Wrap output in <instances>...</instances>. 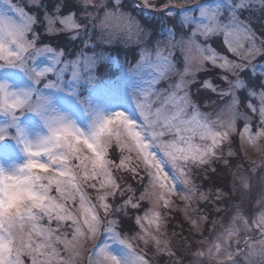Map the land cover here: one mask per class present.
<instances>
[{
  "label": "snow or ice",
  "instance_id": "obj_1",
  "mask_svg": "<svg viewBox=\"0 0 264 264\" xmlns=\"http://www.w3.org/2000/svg\"><path fill=\"white\" fill-rule=\"evenodd\" d=\"M261 140L264 0H0V264H151L118 230L133 210L164 264H264V163L196 183ZM173 195L192 235L223 230L162 240Z\"/></svg>",
  "mask_w": 264,
  "mask_h": 264
},
{
  "label": "rangeland",
  "instance_id": "obj_2",
  "mask_svg": "<svg viewBox=\"0 0 264 264\" xmlns=\"http://www.w3.org/2000/svg\"><path fill=\"white\" fill-rule=\"evenodd\" d=\"M200 75H202V73ZM202 111L212 112L214 115L216 111H219V107L214 106L210 108H202ZM237 127L238 128L240 127L239 121L237 122ZM258 143H260L261 145H264V140L258 141ZM238 145H239V139H238ZM245 151L247 153V156L246 158L243 156V159H247L248 163H247V166L243 165L244 168L242 169V171L249 169L254 162L264 163V154H262L261 152H258L251 147H247ZM240 164H243V163H240ZM121 174L122 173H119V172L116 173L117 176H120ZM133 182L135 184V188H137V191H136L137 196H139L140 192L143 191V186L137 183L136 180H133ZM146 184H147V179H145L144 181V185ZM97 194L98 193H95V192L92 193L93 196ZM167 198L171 201L170 207L164 208L161 203L159 206L154 208V211H158L161 213V225H162L161 232L164 233V235L161 236V239L168 240L172 246L179 247V245L183 242L180 239V234H182L184 237H187L191 241L192 247L193 249H195L200 246V241L203 240L205 237H207L208 240L211 241L212 239H214L217 233L223 230L221 226L218 224L215 232H209L207 230L210 227V225H202V227L205 228L203 237L192 235L189 229L183 232L182 231L183 229L182 226H184L183 224L186 223L189 225V222L185 219V210L191 213V209L188 208L186 203L183 200H181L180 197L177 195L169 196ZM258 199H259V189H258V186H256L254 183L252 193H251V200L245 199L244 201L245 209L251 210L252 213H257L261 211V208L257 204ZM193 203L195 204V199H193ZM248 205H251L250 209L247 207ZM142 206L144 210H147L148 208L152 207V205L149 204L147 200L142 202ZM136 214L137 213L133 210L131 216L123 217L127 222H123L121 225H119L118 230H121V234L129 238V241L132 243L135 250L138 253L145 254L146 258L149 259L148 253L146 252V250L149 247L153 249V259H149L151 260V264H164V260H162L159 256L155 255L156 249H155L153 242L151 241L149 237H146V239H148L147 245H145L143 241L138 239L137 234L140 233V229L132 223V220ZM208 214L210 216V212ZM214 215H216V213L213 212L212 219H215ZM224 223L227 224V221H225ZM144 227L152 235H160V233L156 232L154 226L150 227L146 222L144 223ZM189 228H190V225H189ZM250 236L253 239V241H255L258 238V233L253 232L250 234ZM100 239H103V237H99L95 241H89L87 244V248L90 250H94L95 246L98 244ZM186 255L190 256L191 252L190 251L186 252ZM86 257H87V253H85V259L82 260L80 264H86Z\"/></svg>",
  "mask_w": 264,
  "mask_h": 264
},
{
  "label": "trees",
  "instance_id": "obj_3",
  "mask_svg": "<svg viewBox=\"0 0 264 264\" xmlns=\"http://www.w3.org/2000/svg\"><path fill=\"white\" fill-rule=\"evenodd\" d=\"M159 2H160V0H159ZM153 27L158 28L159 25L156 24V25H153ZM221 41H222V37L214 38L213 46L216 47L218 51L224 53V52H226V49L224 48ZM59 43H63V41L61 40V41H59ZM216 71L217 70H213L211 73H208L207 75L215 76ZM205 75L206 74L202 73L201 76L203 77ZM203 97L204 98L211 97L212 99H216L214 96H212L211 93H207V92L203 94ZM233 139L235 140V144L233 145V147L235 149H239L238 137H234ZM240 163H243V165L247 166V163H248L247 159H243V155L232 159V167L231 168H225V166L223 165L222 162H217L214 165V167L217 168V173L214 176L210 177L209 180H207V181H205L203 179H197L196 183L198 185H200L203 190H207L208 188L213 187L214 185H218L220 187H225L226 185H230L231 172L234 171L235 166L237 164H240ZM121 182L123 183V181H121ZM128 183L131 184L132 188L134 187L133 189L137 191V188H135V184L133 182V179L129 178ZM247 207L250 209L251 205H248ZM201 208L203 209L204 206L201 205ZM212 217H213V212H210V218H212ZM214 217L216 218V215H214ZM123 222H127V221L123 218ZM183 225L184 226H182V228H183L182 231L185 232L189 229V225L186 223H184ZM184 227H186V228H184ZM146 252L148 253L149 259H153V249L151 247H149L146 250Z\"/></svg>",
  "mask_w": 264,
  "mask_h": 264
}]
</instances>
